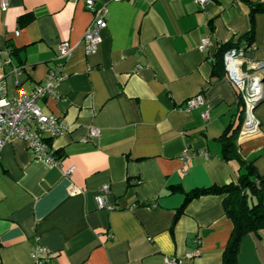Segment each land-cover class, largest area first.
Returning a JSON list of instances; mask_svg holds the SVG:
<instances>
[{
	"label": "crops",
	"instance_id": "1",
	"mask_svg": "<svg viewBox=\"0 0 264 264\" xmlns=\"http://www.w3.org/2000/svg\"><path fill=\"white\" fill-rule=\"evenodd\" d=\"M261 1L207 0L201 7L194 0H96L106 7V27L97 51L86 54L81 37L92 15L83 0H8L0 9V50L21 66L20 87L42 82L61 41L72 52L57 95L40 102L43 113L68 126L46 139L62 157L37 159L19 138L1 150L0 264H33L36 238L50 253L45 264H163L165 257L220 264L232 229L222 195L184 202V194L236 180L237 163L222 159L217 138L236 116L238 91L212 65L226 43L254 45L245 58L264 60V12L253 15L250 41L242 38L251 27L248 4ZM0 77L14 96V76ZM197 94L210 105L206 120L202 107L178 108ZM262 95L252 110L257 134L236 142L259 175L264 80ZM90 127L98 135L82 140ZM103 184L110 210L96 205ZM71 187L79 192L70 194ZM192 250L199 254L187 258ZM237 261L264 264V230L242 237Z\"/></svg>",
	"mask_w": 264,
	"mask_h": 264
},
{
	"label": "built area",
	"instance_id": "2",
	"mask_svg": "<svg viewBox=\"0 0 264 264\" xmlns=\"http://www.w3.org/2000/svg\"><path fill=\"white\" fill-rule=\"evenodd\" d=\"M135 1V0H111ZM201 7L207 0H194ZM261 2H264L262 0ZM8 0H0V9L7 8ZM83 5L92 15L88 27L83 32L81 42L86 54H93L97 51L100 43V31L106 27V7L98 4L96 0H83ZM208 40L204 37L200 39L199 50H204ZM248 49H254V45H235L225 50L222 54V67L227 79L235 86L238 91L239 99L242 103L243 113L236 142L254 136L258 132V123L253 116L252 110L258 101L263 97L264 80V60L249 61L244 53ZM72 47L66 42L61 41L57 47V54L53 65L49 68L42 82L35 84L32 89L25 91L19 85L18 76L21 66L12 63L8 52L0 50V73L14 76L16 86L15 94L9 97L6 93L5 81L0 77V154L2 148L13 138H19L25 142L31 154L48 163H54L52 150L47 144V138L62 136L68 129L63 119L52 114L42 112L40 102L48 96H56V85L61 79V67L63 62L70 56ZM6 69V70H5ZM196 107H202L200 114L203 120L208 118L210 105L201 94L187 98L178 108L181 111L189 112ZM99 130L94 127L89 128L88 136L82 140L87 141L96 137ZM182 158H188L186 147L183 149ZM197 155L205 156L204 151L198 150ZM70 194L78 193L79 189L71 187ZM110 193L109 186L103 184L99 187L95 196L97 208L112 209V204L107 202V195ZM197 242V240L195 241ZM197 250H192L186 254L187 258H194L198 255ZM33 264H45L49 258V251L43 247L38 238L31 250ZM163 264H178L175 257H165Z\"/></svg>",
	"mask_w": 264,
	"mask_h": 264
},
{
	"label": "trees",
	"instance_id": "3",
	"mask_svg": "<svg viewBox=\"0 0 264 264\" xmlns=\"http://www.w3.org/2000/svg\"><path fill=\"white\" fill-rule=\"evenodd\" d=\"M248 6L251 27L242 36L246 42L251 39L253 15L256 12H264V2L249 3ZM235 45L238 44L226 43L216 48L212 65L214 75L223 74L222 54ZM237 104L238 110L235 118L229 122L217 138L220 142L222 159L237 163L236 180L223 185L195 188L184 194V202L205 194L222 195V208L232 223V229L222 250L220 264H238L237 255L242 237L249 232L264 230V175L257 173L253 159H243L237 150L236 138L243 113L240 99H238ZM52 153L56 160L62 157L58 151ZM182 207L179 209L181 210Z\"/></svg>",
	"mask_w": 264,
	"mask_h": 264
},
{
	"label": "water",
	"instance_id": "4",
	"mask_svg": "<svg viewBox=\"0 0 264 264\" xmlns=\"http://www.w3.org/2000/svg\"><path fill=\"white\" fill-rule=\"evenodd\" d=\"M262 99H263V97H261V99L258 101V103H259ZM258 103H257V104H258Z\"/></svg>",
	"mask_w": 264,
	"mask_h": 264
}]
</instances>
